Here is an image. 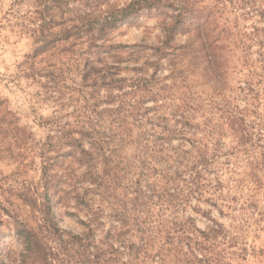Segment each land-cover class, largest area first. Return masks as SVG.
<instances>
[{"label":"trees","instance_id":"trees-1","mask_svg":"<svg viewBox=\"0 0 264 264\" xmlns=\"http://www.w3.org/2000/svg\"><path fill=\"white\" fill-rule=\"evenodd\" d=\"M246 1L245 9L251 6L245 15L259 12L263 0ZM77 2L73 8L66 0L41 2L45 10L39 12L38 31L50 30L47 20L54 16L43 13L50 10L48 6L55 10L60 30L41 35L40 45L25 57L24 69L26 76L44 80L42 86L51 99L59 105L63 102V108L72 106V111L65 120L53 115L45 121L47 138L36 146L42 192L38 195L28 189L23 194L28 215H8L10 222H5L0 212V264H210L204 242L214 240V235L196 230L182 214L192 199L202 198V175L214 160L207 157L209 138L219 127L212 120L213 108L190 93L189 81L200 79L213 92L220 91L230 68V53L239 52L247 63L251 56L248 44L257 36L232 26L224 16L231 0L214 4L131 0L121 8L110 0ZM142 18L157 21L161 35L156 45L143 40L114 44L108 39L120 24L138 23ZM61 42L66 49L85 48L81 72L89 91L74 90L76 97L60 85V68L35 71V59ZM141 59L145 60L140 63ZM163 59L169 83L158 74ZM130 63L135 66L123 67ZM122 70H130L131 76H120ZM149 101L153 103L150 107L146 106ZM100 103L105 107L100 108ZM199 112L203 113L201 124L195 123ZM11 115L7 111L0 121ZM228 120L236 125L240 119L228 114ZM14 123L11 129L21 131ZM237 131L247 134L242 123ZM173 140L179 145H172ZM186 142L188 151L183 149ZM134 172L153 177L155 189L147 198L160 202H151L156 212L147 207L145 197H107L112 185ZM33 197H43L41 208ZM54 197L55 204L65 206L72 199L77 212L86 217L79 220L80 233L58 227L51 210ZM4 222L21 247L17 253L3 242Z\"/></svg>","mask_w":264,"mask_h":264},{"label":"rangeland","instance_id":"rangeland-1","mask_svg":"<svg viewBox=\"0 0 264 264\" xmlns=\"http://www.w3.org/2000/svg\"><path fill=\"white\" fill-rule=\"evenodd\" d=\"M66 1L70 8L79 3L77 0ZM130 1L110 0L118 8ZM41 2L0 0V117L7 111L12 113L4 119L6 122L0 121V212L5 222H10L8 215H28L27 197H23L28 189L38 195L42 192L40 159L36 154L40 150L38 152L36 146L40 147L47 138L49 128L45 126V121L53 115L62 116V120H65L64 116L72 111V106L63 108V102L59 105V102L51 99L42 86L44 80L26 76L24 69L25 57L40 45L41 37L60 30L57 26L60 20L55 17L53 7L48 6L50 10L43 13L54 16L47 20L50 30L46 33L38 31L39 12L45 10ZM215 2L205 0L207 4ZM231 3L224 10V16L232 26L236 25L246 33L254 32L256 43L248 44L251 56L247 57V63L243 62L245 59L241 58L239 52L230 53V68L220 91L213 92L200 79L189 81L192 83L190 93L194 92L205 106L213 108L212 120L219 128L217 134L209 138L207 157L213 156L214 160L205 166L202 175L205 185L202 198L198 201L192 199L182 215L190 218L196 230L214 235V240L204 242V247H208L205 255L210 264H264V0L257 8L259 12L250 11L248 15L245 13L251 4L245 9L246 0H231ZM160 35L155 19L142 18L138 23L120 24L108 39L111 43L123 45L143 40L153 46ZM64 45L61 42L56 48H48L35 59L34 67L35 71L48 67L60 68V85L70 88L64 89L65 93L72 92L76 97L77 90L80 93L89 91L82 82L81 72L85 48L78 45L66 49L62 47ZM259 50L263 55H259ZM144 60L141 59L140 63ZM149 60L153 61L154 56H150ZM106 62L111 65L110 61ZM160 63L163 68L158 74L161 78H167L164 81L169 83V69L164 66L166 59ZM124 66L130 69L135 65L130 63ZM131 74L130 70L120 72L123 77ZM101 93L105 95L106 91L101 89ZM152 105L150 101L146 104L148 107ZM99 106L105 107L104 103ZM228 114L240 119L236 125L228 120ZM201 115L203 113L199 112L195 123H202ZM14 120L21 131L11 129ZM241 123L247 134L237 131ZM171 144L177 146L179 141L173 140ZM183 149H190L187 142ZM154 184L149 173L146 178L134 172L112 185L107 197H145L143 201L147 207L149 205L156 212L157 207L151 202H160L156 198L153 201L147 198L152 197ZM33 198L41 208L43 197ZM56 200L55 197L52 199L54 205L51 203V210L58 227L80 233L83 225L79 220L85 221L86 217L77 212L72 199L68 206L55 204ZM5 222L1 226L5 234L3 242L8 244L11 252L17 253L21 247ZM196 235L201 240L198 232Z\"/></svg>","mask_w":264,"mask_h":264}]
</instances>
